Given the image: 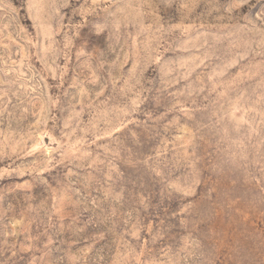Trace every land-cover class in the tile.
Here are the masks:
<instances>
[{
  "label": "rangeland",
  "instance_id": "374dc122",
  "mask_svg": "<svg viewBox=\"0 0 264 264\" xmlns=\"http://www.w3.org/2000/svg\"><path fill=\"white\" fill-rule=\"evenodd\" d=\"M0 264H264V0H0Z\"/></svg>",
  "mask_w": 264,
  "mask_h": 264
}]
</instances>
